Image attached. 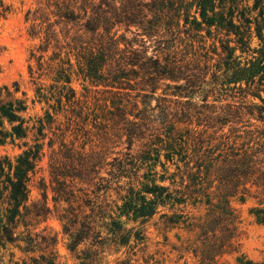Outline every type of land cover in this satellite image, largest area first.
<instances>
[{"label": "trees", "instance_id": "16d2710c", "mask_svg": "<svg viewBox=\"0 0 264 264\" xmlns=\"http://www.w3.org/2000/svg\"><path fill=\"white\" fill-rule=\"evenodd\" d=\"M245 1L43 0L27 10L29 35L42 39L38 49L53 50L43 68L42 54L37 56V70L54 71V79L46 87L33 81L30 104L24 92L17 95V82L12 89L0 87V145L21 149L13 158L0 156V249L9 243L24 255L14 260L10 253L4 261L0 253V264H64L56 251L57 235L47 227L36 230L50 216L61 222L78 264H102L101 253L111 245L127 243L132 233L142 239L125 222L141 223L158 206L187 202L203 203L204 215L194 218L180 210L160 217L196 232V264H227L222 257L233 253L236 264H264L239 252L238 217L229 205L234 197L263 200L264 135L242 131L230 139L239 129L221 133L224 124L245 115L264 118L259 93L264 92V0H253L251 8ZM10 11L0 0V17ZM251 23L260 42L258 57L233 71L235 81H245L244 89H233L251 91L261 105L222 97L226 89L209 71L210 57L200 53L196 41L202 25L213 26L233 33L240 51L249 50ZM235 48L228 49V58ZM73 72L100 90L77 97L70 86ZM36 103L44 104L41 113L30 114ZM124 143L125 150L110 157L112 147ZM43 158L47 180L39 179L40 198L30 200L29 182ZM156 163L160 180L175 183L177 178L179 188L171 191L155 182ZM165 163L175 171L168 173ZM252 212L264 223V209ZM81 244L85 248L78 250Z\"/></svg>", "mask_w": 264, "mask_h": 264}, {"label": "rangeland", "instance_id": "374dc122", "mask_svg": "<svg viewBox=\"0 0 264 264\" xmlns=\"http://www.w3.org/2000/svg\"><path fill=\"white\" fill-rule=\"evenodd\" d=\"M5 4H9L11 11L0 17V87L8 86L12 89V84L17 82L19 85V91L17 95H21V91L25 93L28 104L30 99L35 95V83H42L45 87L53 83L54 71L47 74L45 70H37V56L42 54V68L49 63L48 58L52 56V48H49L46 52H41L38 47L43 45L42 39L38 37H31L28 33L29 21L25 19L28 9L33 10L37 3L43 0H2ZM253 0H247L244 5L251 8ZM258 9L252 11L250 14L254 16L257 14ZM199 19V18H198ZM235 23H237L235 21ZM255 26L253 23L250 25L251 39L249 41L248 49L240 51L236 46L234 40L236 39L233 33H227L224 29L207 27L202 25L200 30L197 31L199 51L201 54L210 57L209 65H211V71H215L220 77V83H222L223 89L222 97L228 101H235L237 103L245 101L246 103H255L261 105V100L257 96H252L251 91L238 92L233 89V86L245 88V81H235L232 78V73L236 69L243 68L246 64H249V60L253 57H258L257 50L260 48V42L255 36ZM264 36V24L262 29ZM197 46V42L194 43ZM202 47V48H201ZM228 47V48H227ZM236 47L233 50L232 56H229L230 48ZM231 52V51H230ZM60 58L63 61L67 58L65 50L60 54ZM69 60L73 65V70L76 71L75 57L69 55ZM264 63V54L261 57ZM246 63V64H245ZM60 64L59 58L53 60V66ZM31 68V70L29 69ZM40 78H36L37 74L41 73ZM209 77V73L207 74ZM225 76V77H224ZM234 80V81H231ZM70 86L74 89L77 97H81L86 93V90H100V86L93 87L87 80H82L79 74L73 72L71 74ZM160 93V90L157 91ZM260 97H264V92L260 91ZM99 96V95H98ZM208 102L212 97L207 98ZM224 100V101H226ZM197 104L202 103L199 97L193 99ZM153 105L155 100H150ZM44 104L36 103L34 108L29 109V113L40 114V106ZM264 117V113L262 115ZM59 118L62 120V114H59ZM197 131L201 129L196 127ZM233 129H239V131L233 132L229 135L230 139L235 134L243 135L242 131H258L261 135H264V118L259 119L253 116L245 115L243 119L236 122H229L224 124L221 133L229 134ZM214 130V129H213ZM73 131V130H72ZM208 133L211 130L207 131ZM219 134V132H217ZM240 139V138H237ZM264 139V137H263ZM237 142H240L238 140ZM124 144H117L112 147L113 151L110 157L116 156V152L124 151ZM138 143L133 146V152L138 151ZM20 148L14 144L0 145V156H8L13 158L20 152ZM164 161L163 156L159 159ZM168 173L175 171L174 165L165 163ZM155 182L157 184L169 186L171 191L179 188L177 184V178L175 183H170V180H160L162 174V168L159 163L154 166ZM141 172V171H140ZM45 177L47 180L46 158H43L38 166L37 172L32 176L29 182V198L35 200L40 198L41 189L39 187V179ZM51 193L48 191V202L51 205L50 200ZM229 205L234 210V213L238 217V227L240 231L239 236V252L246 256V258L253 261L264 260V223H259L252 211L255 209H264V198L260 201L258 198L248 196L242 201L239 197H234L229 200ZM205 205L202 203L193 207L189 202L186 205L175 204L172 208L169 204L165 206H158L157 213L151 218L144 220L143 222L127 221L124 223L125 228L135 226L142 235V239H136L135 234L132 233L129 241L125 244L111 245L109 249L104 250L101 253L102 264H116L121 260H128L129 264H196V258L193 255L192 249L198 244L197 234L195 231H189L183 224L172 226V224L165 223L164 219L160 217V214L165 212L167 215L173 212L187 216H193L194 218L202 217L205 213ZM192 214V215H191ZM122 220L124 218L122 217ZM43 227H47L48 231L57 235L56 251L59 261L64 264H78L75 258V254L68 248V239L62 233L61 222L54 216L48 217L45 221L41 222L36 230ZM134 232V231H133ZM85 248V244H81L78 250ZM0 253H3L4 261L9 259V254L13 253V259L23 257L24 255L20 250L13 245L6 243V250L0 249ZM37 255V253L35 254ZM236 254L224 255L221 261L227 262V264H236Z\"/></svg>", "mask_w": 264, "mask_h": 264}]
</instances>
